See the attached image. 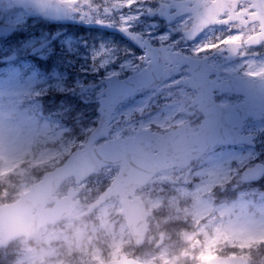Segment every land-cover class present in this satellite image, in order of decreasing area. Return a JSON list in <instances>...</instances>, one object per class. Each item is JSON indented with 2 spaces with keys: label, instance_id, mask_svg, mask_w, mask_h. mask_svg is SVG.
Masks as SVG:
<instances>
[{
  "label": "clouds",
  "instance_id": "clouds-1",
  "mask_svg": "<svg viewBox=\"0 0 264 264\" xmlns=\"http://www.w3.org/2000/svg\"><path fill=\"white\" fill-rule=\"evenodd\" d=\"M78 2L64 0L73 9ZM189 25L174 43L182 41L191 55L211 54L229 39L223 32L230 27ZM47 151L34 146L0 177V264H264V188L246 186L243 173L215 184L198 202L156 208L147 200L113 199L101 207L67 181L49 184L67 160ZM38 192L46 194L36 199ZM11 209L19 211L10 215Z\"/></svg>",
  "mask_w": 264,
  "mask_h": 264
},
{
  "label": "flooded vegetation",
  "instance_id": "flooded-vegetation-1",
  "mask_svg": "<svg viewBox=\"0 0 264 264\" xmlns=\"http://www.w3.org/2000/svg\"><path fill=\"white\" fill-rule=\"evenodd\" d=\"M0 1L10 8L7 9L9 13L0 18V24L14 29L0 39V50H31L27 56L22 57L23 61H44L47 55H38L31 49L33 45L41 43H47L48 52L52 55V50H80L85 44L86 49H93L94 44L102 43L108 44L117 53L132 48L138 54L140 48L123 37V32L117 31L118 28L127 31L131 27L129 35L137 44L143 45L150 39L153 40V46L158 51L152 52V59L165 69L154 78L163 76L169 69L173 70L170 79L163 82L160 89L152 91L157 106L175 101L180 95L178 89L186 92L179 112L174 111V121L165 127H152L158 132L184 124L193 132L196 131L205 112H212L215 103L229 105L246 98L241 91L244 88L238 89L234 79L239 81L264 77V0H135L131 7L126 6V0H79L75 9L67 6L64 0H49V11L53 12L51 20L43 16H30L24 8L16 5L19 1L24 5L41 6L45 0ZM221 13H225L227 19L221 18ZM185 15L188 20L183 24L179 23L178 18ZM189 21H209L219 28L230 27V31L223 32L229 39L211 54L191 55L182 41L174 43L182 31L188 30ZM161 33L164 34L162 40L153 39ZM74 40L80 43L78 49L73 45ZM241 41L246 43L241 44ZM87 51L89 54L91 50ZM14 57L17 54L11 55V58ZM87 57L85 75L93 78L100 61L92 62L93 56ZM124 59V56L115 59L118 70L119 63ZM71 61L75 65L73 76L76 79L79 75L78 68L82 66L81 60H78L79 64L76 59ZM193 73L198 77L196 87L178 86L182 80L192 77ZM104 83L105 79L99 75V80L92 82L90 88L98 91L104 87ZM261 90L263 92L259 94L264 102V85ZM157 106L153 112L155 116L162 114ZM246 130L245 132L253 133ZM258 137L257 135V139ZM240 147L246 149L244 146ZM258 147L259 144H256L253 148L256 150ZM215 149L200 160L208 157ZM263 183L246 186H261Z\"/></svg>",
  "mask_w": 264,
  "mask_h": 264
},
{
  "label": "rangeland",
  "instance_id": "rangeland-1",
  "mask_svg": "<svg viewBox=\"0 0 264 264\" xmlns=\"http://www.w3.org/2000/svg\"><path fill=\"white\" fill-rule=\"evenodd\" d=\"M0 1V18L9 13V6ZM21 20V19H20ZM98 41L101 39L97 38ZM102 43V42H101ZM80 43L74 40L73 45ZM87 50H91L88 54ZM30 50H0V177L12 171L19 162V157L34 146H42L48 151L43 155L59 159L57 155L69 151L72 144L83 145L82 138L86 137L97 120L90 115L92 108H96V88L91 89L90 84L103 76V71L93 78L85 75L88 66V55L99 57L100 60L109 61V70L121 71L118 66L111 64L118 57H125L123 61L136 63L135 54H128V50H111L108 44H94L93 49H86L83 45L80 50H52L53 71L65 73V78L45 80L46 72H39L36 68L19 63L18 58L27 56ZM17 54L13 62L11 55ZM93 61H100L94 60ZM81 60L82 66L78 68L79 75L74 79L75 65L71 61ZM46 56L44 61H48ZM116 61V60H115ZM117 62V61H116ZM120 67V63H119ZM47 68L46 70H49ZM73 70H72V69ZM30 69V70H28ZM39 73L40 75H37ZM68 73L71 75L68 76ZM49 92L54 96L58 92L71 95L76 93L77 107L74 111L69 104L57 102L53 108L52 120L40 117V96ZM180 95L175 101L164 102L157 106L153 93H146L134 97L123 103L114 114L113 130L111 136L128 135L142 127H165L174 121V111L179 112L183 104L182 98L186 92L178 89ZM38 95V101H37ZM52 98L49 100L51 102ZM88 102V103H87ZM163 102V101H162ZM162 110V114L154 115V109ZM171 111V112H170ZM70 116V117H69ZM68 119L70 122H68ZM264 122L248 125L247 130L255 132L259 147L256 150L238 148H217L203 160L184 169L163 171L157 174L146 189L141 191L144 199L154 207L163 205L176 207L184 201L198 202L200 197L208 192L215 184L223 183L231 176H238L241 171L250 166L255 160L264 161ZM55 149V151H52ZM109 168V167H108ZM104 169L101 176H96L83 184V195L90 200L97 197L102 187L115 175V170ZM90 190V191H89ZM117 198H112L109 201ZM103 207V206H102ZM241 233L247 232L248 227L241 228Z\"/></svg>",
  "mask_w": 264,
  "mask_h": 264
},
{
  "label": "water",
  "instance_id": "water-1",
  "mask_svg": "<svg viewBox=\"0 0 264 264\" xmlns=\"http://www.w3.org/2000/svg\"><path fill=\"white\" fill-rule=\"evenodd\" d=\"M30 14V8H27ZM40 14L52 17V14L41 11ZM37 15V12H34ZM0 25V37L12 31L5 30ZM108 84V82H107ZM152 79L146 87L138 93L152 89ZM263 80H240L236 86L246 96V102L234 106H216L212 112H205V119L199 126V131L192 133L184 126L178 130L159 134L149 129H143L134 136L109 138L112 122V113L115 107L122 101L131 97L121 96L119 102L116 100L117 91H109V87L102 92L98 112L100 118L95 130L89 136L84 148L77 149L67 158V163L57 169V173L49 177V184L59 186L61 182L70 177L75 178V183L80 184L93 173L98 172L105 166H120V171L113 183L99 195L96 203L100 206L113 195L122 197L121 201L142 202L136 196V190L146 185L152 177L162 169H169L176 166H186L192 159L199 158L209 148L218 144H237L245 142L241 134L243 121L254 115L255 119L261 118L263 111L259 107L261 101V88ZM252 89V91H251ZM137 93V94H138ZM259 97L257 98V96ZM107 138L106 141L97 145L98 140ZM197 146L198 149L191 150ZM264 175V165L256 164L243 172L242 179L246 182L257 181ZM73 191H76L73 187ZM80 191V190H79ZM46 193L38 192L34 198L40 199ZM79 192H77V195ZM19 210L11 209L9 214H15ZM135 204L129 209V215L135 216ZM4 215V209L0 208V219Z\"/></svg>",
  "mask_w": 264,
  "mask_h": 264
},
{
  "label": "snow or ice",
  "instance_id": "snow-or-ice-1",
  "mask_svg": "<svg viewBox=\"0 0 264 264\" xmlns=\"http://www.w3.org/2000/svg\"><path fill=\"white\" fill-rule=\"evenodd\" d=\"M127 7H131L132 4H127ZM138 18V17H137ZM127 22V18H125ZM117 31L123 32V37H126L128 41L132 44H135L136 47L140 48V52L135 54L136 63H129L128 61H122L120 63L121 71L109 70V61L100 60L99 57H93L94 60H100L99 65L95 68V74L99 75L103 71L102 79L107 80L109 91L116 90V100L119 102L121 96H135L138 92L143 90L149 81L155 76L159 75L165 69H162L155 59L150 60L147 56V52L151 51L153 53L157 52L153 46V40H149L146 44H137L135 39L129 35L131 32V27L128 28L127 31L123 29H117ZM164 38V34L161 33L160 36L154 37L153 39ZM86 46V44H85ZM35 53L41 56L47 55L49 57L48 61H37V64L50 63L52 60V54L48 52L47 43H41L39 45H33L31 48ZM128 54H133V49H128ZM118 59V57H117ZM116 61L112 60L111 64H115ZM30 70V69H28ZM84 71H87L85 69ZM37 75H40L37 73ZM71 74L68 73V76ZM45 80H57L61 78H65V73L57 70L53 71L51 68L46 70V75H43Z\"/></svg>",
  "mask_w": 264,
  "mask_h": 264
},
{
  "label": "trees",
  "instance_id": "trees-1",
  "mask_svg": "<svg viewBox=\"0 0 264 264\" xmlns=\"http://www.w3.org/2000/svg\"><path fill=\"white\" fill-rule=\"evenodd\" d=\"M45 96V95H44ZM43 96V102L44 103H46L47 102V99L45 98ZM64 96V95H63ZM65 97V96H64ZM58 98H63V97H58ZM41 111H42V113L45 115L46 113H50V112H52V110L51 109H49V110H47V106L46 105H44V106H41ZM49 115V114H48ZM75 145H71V148H70V150L69 151H66V152H64V153H59L58 155H57V157H61V156H63L64 158H66V156L72 151V150H74L75 149Z\"/></svg>",
  "mask_w": 264,
  "mask_h": 264
}]
</instances>
